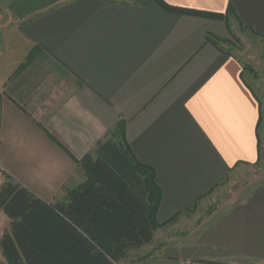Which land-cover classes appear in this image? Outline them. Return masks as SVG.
<instances>
[{
	"label": "crops",
	"instance_id": "obj_1",
	"mask_svg": "<svg viewBox=\"0 0 264 264\" xmlns=\"http://www.w3.org/2000/svg\"><path fill=\"white\" fill-rule=\"evenodd\" d=\"M160 1L234 19L153 0H0V170L54 204L122 122L161 194L144 260L264 264V184L196 234L161 233L259 160L264 102L225 43L239 25L264 47V0ZM8 224L0 210V237Z\"/></svg>",
	"mask_w": 264,
	"mask_h": 264
},
{
	"label": "trees",
	"instance_id": "obj_2",
	"mask_svg": "<svg viewBox=\"0 0 264 264\" xmlns=\"http://www.w3.org/2000/svg\"><path fill=\"white\" fill-rule=\"evenodd\" d=\"M153 1L167 12L225 21L224 15ZM77 163L84 181L54 204L11 178L0 185V210L9 220L0 237L5 264H116L129 250L152 242L161 194L153 170L132 155L124 124Z\"/></svg>",
	"mask_w": 264,
	"mask_h": 264
},
{
	"label": "rangeland",
	"instance_id": "obj_3",
	"mask_svg": "<svg viewBox=\"0 0 264 264\" xmlns=\"http://www.w3.org/2000/svg\"><path fill=\"white\" fill-rule=\"evenodd\" d=\"M225 19L227 21H232L234 18L230 12H227ZM237 28L238 29H236L234 33L228 36L229 41L225 43V47L233 54L240 56L243 61L245 80L252 88L257 98L264 102V47L256 38L248 35L242 27L238 25ZM32 54L35 56L37 51H32L31 56ZM259 151V160L256 165L237 171L227 179L221 190L216 191L209 197L195 204L188 213L184 214L186 221L175 219L166 225L165 229H161L162 235H165L167 230H170V234H196L203 229L224 206L247 196L256 187L264 184V135L260 139ZM6 161V165L9 167L13 166L12 160L8 159ZM7 178L10 177L6 176L5 173L0 170V182L3 180L5 182ZM159 242L158 239L157 244ZM147 250V248L129 250L126 256L116 264H150L148 259L147 261L144 260L148 257L149 252H147ZM0 264H5V259L1 250Z\"/></svg>",
	"mask_w": 264,
	"mask_h": 264
}]
</instances>
